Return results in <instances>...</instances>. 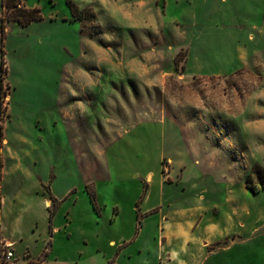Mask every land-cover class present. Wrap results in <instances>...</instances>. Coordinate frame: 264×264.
I'll use <instances>...</instances> for the list:
<instances>
[{
	"label": "rangeland",
	"instance_id": "1",
	"mask_svg": "<svg viewBox=\"0 0 264 264\" xmlns=\"http://www.w3.org/2000/svg\"><path fill=\"white\" fill-rule=\"evenodd\" d=\"M18 1L43 19L0 0V255L264 264V0Z\"/></svg>",
	"mask_w": 264,
	"mask_h": 264
},
{
	"label": "crops",
	"instance_id": "2",
	"mask_svg": "<svg viewBox=\"0 0 264 264\" xmlns=\"http://www.w3.org/2000/svg\"><path fill=\"white\" fill-rule=\"evenodd\" d=\"M254 51H251V52H245L244 51V54L243 52L239 53V59L240 61L244 62V60L247 58V56L250 55V53H253ZM245 58V59H243ZM53 196L55 198L56 195H54L53 193ZM5 239L6 240H10L11 242H14L15 243V246L17 245V243L15 241H13L15 238L14 236L10 235V236H5ZM136 240V239H135ZM124 243V244H122ZM128 241L127 240H124V241H121V245L119 246V248L117 250H115L114 252H112V254L110 256L107 257V260H108V263L109 264H132L133 261L138 258L139 254L141 253V250L137 249V248H134L132 249L131 247H128ZM132 243V241H131ZM111 245H113V242L110 243ZM117 244L114 243V245L112 246V248H117ZM54 249L53 250H49L48 251V254L44 257V259L42 260H38L37 261H32L31 264H34L36 262H39V264H72V263H67L66 261H62L60 260V258L53 253ZM28 253V254H27ZM27 253H24L25 256H29V252ZM18 259V254H17V250H15V259ZM144 261V259L142 260ZM11 264H18L16 263L15 261L12 262ZM22 264H30L29 262H24ZM73 264H79V262H73Z\"/></svg>",
	"mask_w": 264,
	"mask_h": 264
},
{
	"label": "trees",
	"instance_id": "3",
	"mask_svg": "<svg viewBox=\"0 0 264 264\" xmlns=\"http://www.w3.org/2000/svg\"><path fill=\"white\" fill-rule=\"evenodd\" d=\"M3 7L2 22L4 24L5 20L15 21L21 25H27L33 21H41L43 19L42 14L37 8H27L20 4L18 0H1ZM5 28H1V36L4 37ZM2 66H4L3 57L4 51L1 48ZM89 194L90 200L95 208L96 207V194L86 190ZM47 255V254H46ZM45 255V256H46ZM34 264H39L36 262Z\"/></svg>",
	"mask_w": 264,
	"mask_h": 264
},
{
	"label": "built area",
	"instance_id": "4",
	"mask_svg": "<svg viewBox=\"0 0 264 264\" xmlns=\"http://www.w3.org/2000/svg\"><path fill=\"white\" fill-rule=\"evenodd\" d=\"M2 248L3 249L0 255V264H11L15 259L13 251L6 245H3Z\"/></svg>",
	"mask_w": 264,
	"mask_h": 264
}]
</instances>
